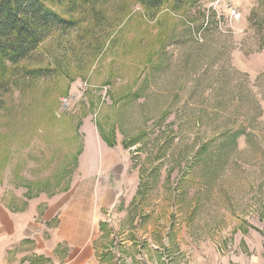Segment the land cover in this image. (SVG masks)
Returning a JSON list of instances; mask_svg holds the SVG:
<instances>
[{
    "label": "rangeland",
    "instance_id": "374dc122",
    "mask_svg": "<svg viewBox=\"0 0 264 264\" xmlns=\"http://www.w3.org/2000/svg\"><path fill=\"white\" fill-rule=\"evenodd\" d=\"M175 1L55 0L75 26L8 65L0 226L24 222V261L264 264V0Z\"/></svg>",
    "mask_w": 264,
    "mask_h": 264
},
{
    "label": "trees",
    "instance_id": "16d2710c",
    "mask_svg": "<svg viewBox=\"0 0 264 264\" xmlns=\"http://www.w3.org/2000/svg\"><path fill=\"white\" fill-rule=\"evenodd\" d=\"M68 6L67 13L82 5L95 6L106 0H58ZM169 0H138L149 13L156 12ZM55 0H0V82L3 83L8 65L17 67L34 60L40 45L54 31L70 29L75 21L53 10ZM179 1H175L177 9ZM31 80L43 77L44 70L24 73ZM237 135L233 136L236 138Z\"/></svg>",
    "mask_w": 264,
    "mask_h": 264
},
{
    "label": "crops",
    "instance_id": "0c3cea01",
    "mask_svg": "<svg viewBox=\"0 0 264 264\" xmlns=\"http://www.w3.org/2000/svg\"><path fill=\"white\" fill-rule=\"evenodd\" d=\"M89 137V147L93 148L95 145V142L92 138V136L90 135ZM103 153V152H102ZM112 157L107 154L104 157V161L106 163L111 162ZM132 187V186H131ZM27 193L25 194V201L28 203V208L27 210H25V215H23V219L26 220H35L36 216L39 214L38 211V204H37V200L39 198H36L38 196H34L33 193L30 194L29 191L31 190L27 188ZM138 194V191L136 192V195ZM135 192L133 193V196L131 197L132 199L130 200L131 203H133V201L135 200ZM134 197V198H133ZM34 205V206H33ZM33 206V207H32ZM58 206V203L56 201L53 202V204H50L51 209H49L45 215L50 214V218H48L49 221H52L55 216H54V209ZM55 207V208H54ZM89 210H91V208H89ZM92 212V211H91ZM91 216H93L92 214H90ZM5 218V223L8 225L9 224V219L8 216H4ZM1 220V217H0ZM104 224H102V226H100V228L103 227ZM6 227V225H5ZM3 228V226H0V264H31L28 263V261H24L25 257L24 256V245H22L24 243V237L22 239H17L19 238V236H21L22 234L24 235V222L22 224H17L14 228V231L11 232L10 229L13 228V226L10 224V229L8 228ZM6 229L8 230V232L6 231ZM14 237H17L14 239ZM17 239V240H16ZM14 240H16L14 242ZM28 240V239H26ZM4 241L9 242L10 244H4ZM22 242V243H21ZM59 246V245H58ZM57 246V247H58ZM56 248H54L55 250Z\"/></svg>",
    "mask_w": 264,
    "mask_h": 264
},
{
    "label": "built area",
    "instance_id": "2783aa9c",
    "mask_svg": "<svg viewBox=\"0 0 264 264\" xmlns=\"http://www.w3.org/2000/svg\"><path fill=\"white\" fill-rule=\"evenodd\" d=\"M214 7H215V8H214ZM212 8L216 11V6H213ZM208 10H209V9H208ZM230 15H231V16H230L231 21H235V22H236L237 20L240 19V14L237 13L236 11H232Z\"/></svg>",
    "mask_w": 264,
    "mask_h": 264
}]
</instances>
